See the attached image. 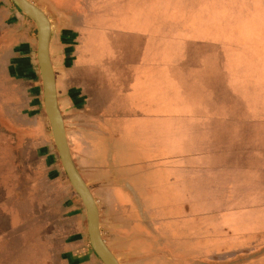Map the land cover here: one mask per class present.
I'll return each instance as SVG.
<instances>
[{"label":"crops","instance_id":"obj_1","mask_svg":"<svg viewBox=\"0 0 264 264\" xmlns=\"http://www.w3.org/2000/svg\"><path fill=\"white\" fill-rule=\"evenodd\" d=\"M31 1L49 17L71 153L119 263L264 264V12H207L216 0ZM89 12L118 22L111 40L92 38ZM223 17L233 24L226 40ZM208 18L214 35L199 31L179 48L176 32L155 23L185 34ZM37 45L34 21L0 0V245L13 249L17 236L28 244L34 220L42 264L48 253L58 264H103L53 139ZM190 54L218 70L210 78L228 87L216 91L235 93L241 112H191L190 82L158 77L190 66Z\"/></svg>","mask_w":264,"mask_h":264},{"label":"rangeland","instance_id":"obj_2","mask_svg":"<svg viewBox=\"0 0 264 264\" xmlns=\"http://www.w3.org/2000/svg\"><path fill=\"white\" fill-rule=\"evenodd\" d=\"M71 1V0H70ZM130 1V0H127ZM210 1V0H209ZM72 4L78 5L80 3V0H72ZM238 4V5H236ZM231 7V9L234 11H237V7H240V10H247L254 12L255 7L257 12H264V0H216V2L213 3H208L207 5V12L208 9L209 11H219V13H224L227 8ZM217 13V12H216ZM220 15V14H219ZM89 20L86 21L87 25L89 26V29H91L92 33V38L94 40H111L115 36L116 31H119V24L118 22H115V28H112V22L114 21H109V20H92L91 21V12H89ZM131 18V17H130ZM211 20L208 18L207 20L204 21H195L196 23L194 24L195 26H192L191 28H187L185 31V34L180 33V28L179 26L173 27L171 25H168L164 22H155L160 24L161 27H159L158 31L160 32H165L166 35H170L171 31L176 32V39L178 40L179 44L177 47L179 48L181 44V41L183 39L191 41L190 37H193L194 35H198L199 31L202 32L203 34L208 33V37H211L213 32H215V23L216 22H211ZM228 18L223 17V26H224V31L225 34H223L222 29L220 30V35L223 34V39L226 40L228 38V35H226V31L229 30V28L232 27L233 24H228ZM132 21V19H131ZM130 23H133L131 22ZM92 22V23H91ZM154 23V22H153ZM236 24H238V21H235ZM240 23H247V22H240ZM239 23V25H240ZM198 25V26H197ZM91 26L93 28H91ZM89 31V33H91ZM212 31V33H210ZM190 47H192L193 44H189ZM203 47V52L202 56L204 59H210L211 54L208 52L214 49L206 48ZM177 50V49H176ZM179 51L177 50L176 53ZM175 53V54H176ZM219 55H221L219 53ZM219 55L218 58L216 57L215 60H219ZM223 56V54H222ZM221 56V57H222ZM225 57V56H224ZM229 57H230V52H229ZM198 58V54H190V56L186 57L185 60L182 61H187V63H192L190 66L183 67V68H176L175 70L168 71L164 74V72H161L158 74V77H169V78H177V79H184L186 82H190L189 87L192 89V93L194 91H197L194 96L196 97L193 102L191 103V112H201L202 114H209V115H218L220 112H226L224 113L225 115L229 114L228 112H241V106L237 102L238 100H235V93H223L222 91H216L218 86L220 85V89L224 87H228V84L224 81H221L219 77L216 80V77L211 79L210 77L218 71L217 69H214V67H211L208 64V62H203L200 61ZM213 60V58H211ZM214 60V62H215ZM201 62V63H200ZM211 62V61H209ZM226 62V61H224ZM230 71V70H229ZM157 74H154L157 76ZM230 87V86H229ZM234 87H237L236 84L234 83ZM173 110V113H180L181 111L185 112L183 109L179 108L178 110L174 107H171ZM211 119H214V123L212 125L215 126H221L223 122L219 118H207L204 119V121L210 122L212 121ZM225 119H227L225 117ZM203 125H206L205 122H203ZM5 163L0 160V173L2 174L3 172H7V166H4ZM6 170V171H5ZM8 174V173H6ZM7 177L5 174L3 175V178ZM6 180V179H5ZM0 182L2 184L1 178ZM4 183V182H3ZM2 192V190H1ZM0 192V197L3 196V194ZM32 228L29 233H27L26 240L29 242L26 245L24 244V239L25 236L22 237H15L13 241V245L11 246L13 249L8 248V245L3 244L0 245V264H42L40 260L37 258L36 254H41V252L44 251L39 246V243L42 242L41 236L38 235L37 231V226H35V221L30 220V222L27 224V227L31 226ZM35 224V225H34ZM19 248V249H18ZM49 250L52 249V246H48ZM20 251L17 254H15V251ZM44 253V252H43ZM45 255V254H44ZM14 256L16 258H14ZM55 255L48 253L47 261H43V264H58V262L55 260Z\"/></svg>","mask_w":264,"mask_h":264},{"label":"water","instance_id":"obj_3","mask_svg":"<svg viewBox=\"0 0 264 264\" xmlns=\"http://www.w3.org/2000/svg\"><path fill=\"white\" fill-rule=\"evenodd\" d=\"M12 1L17 8L34 21L37 27V58L43 83L45 111L63 168L86 209L90 245L103 264H120L102 237L97 202L80 174L71 153L64 119L58 104L55 71L51 61V23L49 17L31 0Z\"/></svg>","mask_w":264,"mask_h":264}]
</instances>
